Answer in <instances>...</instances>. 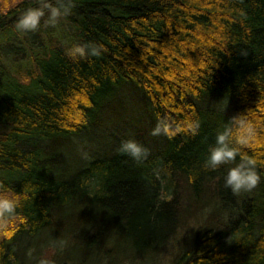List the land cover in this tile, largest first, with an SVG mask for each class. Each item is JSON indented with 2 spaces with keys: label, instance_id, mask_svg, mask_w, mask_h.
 I'll use <instances>...</instances> for the list:
<instances>
[{
  "label": "trees",
  "instance_id": "trees-1",
  "mask_svg": "<svg viewBox=\"0 0 264 264\" xmlns=\"http://www.w3.org/2000/svg\"><path fill=\"white\" fill-rule=\"evenodd\" d=\"M74 2L56 27L21 33L16 20L36 0H0V194L19 204L0 221V264H264V0ZM87 42L102 55H68ZM126 84L171 126L164 144L141 163L119 153L133 128L120 116V141L105 133V148L63 167L60 148ZM238 114L256 134L233 141L236 162L256 158L261 183L232 216L233 165L203 164ZM195 122V135L182 130ZM215 207L228 218L199 231Z\"/></svg>",
  "mask_w": 264,
  "mask_h": 264
},
{
  "label": "clouds",
  "instance_id": "clouds-1",
  "mask_svg": "<svg viewBox=\"0 0 264 264\" xmlns=\"http://www.w3.org/2000/svg\"><path fill=\"white\" fill-rule=\"evenodd\" d=\"M76 7L74 0H36L35 6L28 7L18 16L15 29L21 33L37 32L43 26L56 27L63 17L71 15ZM104 51L103 45L95 42H87L73 46L68 55L73 59H87L88 57H100ZM247 55L246 51H242ZM199 123L190 124L184 131L195 135L199 130ZM179 131V130H177ZM173 130L166 121H158L150 131L152 136H168ZM235 134V135H234ZM256 134V129L248 119L246 114L232 116L226 122L222 131H218L214 144L209 145L204 168L216 170L221 165H233L228 168L224 177V186L229 188L234 195L251 192L261 183V176L257 170L258 161L254 157H241L239 162L237 157L240 154L239 148L234 146L245 145L250 138ZM118 152L131 157L136 163H141L150 155V150L135 140L129 138L121 141ZM18 202L12 198L0 194V221L15 214Z\"/></svg>",
  "mask_w": 264,
  "mask_h": 264
},
{
  "label": "rangeland",
  "instance_id": "rangeland-1",
  "mask_svg": "<svg viewBox=\"0 0 264 264\" xmlns=\"http://www.w3.org/2000/svg\"><path fill=\"white\" fill-rule=\"evenodd\" d=\"M63 22V19L60 20L59 24ZM3 41L0 45V50H4V45H2ZM5 53V52H4ZM120 100L118 102H110L106 104L104 107H102L97 116L96 120L93 123V125L89 128L87 135L84 137L76 138L72 140V144L69 143L68 147H66V143L63 145L64 149L60 150L62 151L61 156L62 159L65 160V164H63V167L66 165V167L72 166L79 163L82 160H85L89 154L85 152V149L90 148V151H95L96 149L100 148L103 149L108 144L106 139L105 133H111L114 139L121 138L123 135H119L116 133V130L113 129V123L118 121V118L122 117V125H128L127 120H129V124H132V129L129 128V132L127 135H125V139L134 138L144 146H146L149 149H155L164 144V135L160 136H152L150 135V131L155 125L157 124V119L152 115L149 106L148 101L144 93L137 89L133 85H124L123 88L120 90ZM220 106L224 107L223 102H219ZM223 104V105H222ZM219 105H216V107ZM206 106V103H205ZM217 107V108H218ZM221 108V107H220ZM223 110V109H222ZM124 139V140H125ZM117 140V141H118ZM115 141V143L117 142ZM120 141V140H119ZM87 153V155H86ZM59 167H62L58 165ZM255 190V189H254ZM254 190L251 192H245L241 193L240 195H236V202L235 206L236 208H232L233 215L236 214L239 215V207L240 204L243 203V201L251 197L254 193ZM229 215V211L226 207L223 208H213L208 213H206L204 216L202 215L201 219H199L198 223L196 225L200 226L201 228L199 231L206 229V228H214L216 229L220 225H223L224 222ZM219 219V220H218ZM218 221V223H216ZM174 257L171 256V260ZM43 259L39 260V263L42 264ZM146 262V261H145ZM161 264L167 263L164 261H160ZM38 263V264H39ZM144 263V262H143ZM140 263V264H143ZM169 263V262H168ZM167 263V264H168ZM139 264V263H137ZM144 264H152V263H144ZM160 264V263H159Z\"/></svg>",
  "mask_w": 264,
  "mask_h": 264
}]
</instances>
